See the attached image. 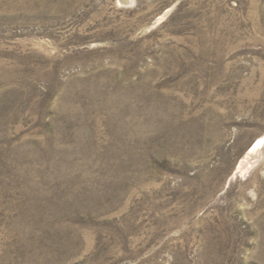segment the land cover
<instances>
[{"label":"rangeland","instance_id":"374dc122","mask_svg":"<svg viewBox=\"0 0 264 264\" xmlns=\"http://www.w3.org/2000/svg\"><path fill=\"white\" fill-rule=\"evenodd\" d=\"M263 138L264 0H0V264H264Z\"/></svg>","mask_w":264,"mask_h":264},{"label":"bare ground","instance_id":"6f19581e","mask_svg":"<svg viewBox=\"0 0 264 264\" xmlns=\"http://www.w3.org/2000/svg\"><path fill=\"white\" fill-rule=\"evenodd\" d=\"M263 143H264V138L263 139H261L259 142H258V145L256 146V148L255 149H253V153H256V151L258 150V149H260V147L263 145Z\"/></svg>","mask_w":264,"mask_h":264},{"label":"clouds","instance_id":"9594fccd","mask_svg":"<svg viewBox=\"0 0 264 264\" xmlns=\"http://www.w3.org/2000/svg\"><path fill=\"white\" fill-rule=\"evenodd\" d=\"M245 261H247V256L244 257Z\"/></svg>","mask_w":264,"mask_h":264}]
</instances>
